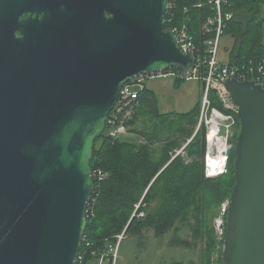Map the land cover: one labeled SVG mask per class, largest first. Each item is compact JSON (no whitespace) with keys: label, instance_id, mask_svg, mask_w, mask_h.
I'll return each instance as SVG.
<instances>
[{"label":"water","instance_id":"water-1","mask_svg":"<svg viewBox=\"0 0 264 264\" xmlns=\"http://www.w3.org/2000/svg\"><path fill=\"white\" fill-rule=\"evenodd\" d=\"M169 10L170 0H0V264L77 263L95 143L121 89L196 66ZM225 83L240 130L222 263L264 264V88Z\"/></svg>","mask_w":264,"mask_h":264},{"label":"trees","instance_id":"trees-1","mask_svg":"<svg viewBox=\"0 0 264 264\" xmlns=\"http://www.w3.org/2000/svg\"><path fill=\"white\" fill-rule=\"evenodd\" d=\"M223 12L233 13L231 19L224 18L223 35L235 41L230 58L264 57V0H227ZM215 15L216 7L210 0H175L167 14V19L173 18L168 26L186 22L201 56L207 40L215 36V31L206 32L203 25ZM180 80L185 79L176 78ZM201 99L202 93L191 111L163 113L146 86L140 92L136 115L128 124L129 132L141 135L145 142L113 138L107 130L97 138L91 166L93 171L102 170L105 177L95 180L87 208L88 224L80 249L84 264L106 254L112 261L110 249L119 242L117 235L145 227L154 228L157 236L171 231L175 234L171 244L199 250L200 262L192 259L191 264H223L226 229L223 236L218 235L215 219L223 213L226 224L223 204L229 201L236 182L234 146L227 172L215 177L205 174V125L185 146L186 155L175 154L197 129ZM147 112L154 124L140 129L138 119ZM236 137L237 134L230 139L233 145ZM182 231L190 235L182 236ZM159 264L188 263L175 259Z\"/></svg>","mask_w":264,"mask_h":264},{"label":"built area","instance_id":"built-area-1","mask_svg":"<svg viewBox=\"0 0 264 264\" xmlns=\"http://www.w3.org/2000/svg\"><path fill=\"white\" fill-rule=\"evenodd\" d=\"M175 0H170V10L174 6ZM216 7L217 15L209 17L207 22L203 25V29L206 32L215 31V36L207 40V46L204 50L203 55L199 56L198 47L195 43L193 34L186 22L172 27L176 35L179 38V44L184 52H196L197 63L191 74H183L177 68H169L168 70L160 73L152 74H141L129 82H127L121 89L119 99L115 104L109 118L107 120V132L109 136L113 138L120 137L121 134L128 132V124L135 117L138 98L140 92L146 88V80L155 78L158 76H169L173 75L176 78L181 79H202L205 82V88L202 89L201 99V111L199 115V121L197 130L203 125L207 129V156L205 159L206 170L205 174L207 177H215L223 174L227 171V164L222 168L216 169L210 168L212 161L209 154L216 156L215 150H220L225 144V147L234 146L230 143L229 139L238 135L240 130L239 124V106L232 98L231 92L228 89L225 80L226 79H237L239 81H247L255 79L256 83L264 88V57L256 56H242L231 59L227 62L219 60V49L221 39L224 34V18L231 19L233 16L232 12H223V5L227 0H210ZM169 10V11H170ZM173 18L168 19L172 21ZM215 25V28L213 27ZM203 69V71H202ZM213 94V96H212ZM215 101L219 102V105L215 104ZM226 127L225 135H221V128ZM228 161V159H226ZM216 169V170H215ZM94 180H102L105 174L102 170L93 171ZM229 201L224 204V210H227ZM142 215H144L142 213ZM220 225V236L224 235L225 228ZM124 233L118 236L119 241L124 237ZM110 252L114 255V246L111 247ZM109 254H106L101 260L109 258ZM114 257V256H113ZM76 264H84V257L79 253ZM113 264V259L110 261Z\"/></svg>","mask_w":264,"mask_h":264},{"label":"rangeland","instance_id":"rangeland-1","mask_svg":"<svg viewBox=\"0 0 264 264\" xmlns=\"http://www.w3.org/2000/svg\"><path fill=\"white\" fill-rule=\"evenodd\" d=\"M234 43L235 41L232 36H222L219 49V60L224 62L230 60L231 52L234 49ZM146 85L150 92L155 95L158 110L163 113H183L191 111L197 105L203 89V82L200 79L192 78L176 81L173 75L147 79ZM153 124V118L150 116L149 112H147L141 114L136 125L140 129H143L145 127H152ZM197 131L198 130L195 128L193 136L184 140L185 142L183 141L182 147L177 149L175 154L182 153L186 155L184 148L193 139ZM120 138L129 141L145 142V139L141 135L139 136L137 133L129 132V127L128 132L121 134ZM207 152L208 149H206L205 157L207 156ZM214 153L218 155L219 150H215ZM227 201H224V204H226ZM223 219V213L215 219L218 235H221L219 230L220 225L223 223ZM181 234L185 237L190 235V233L186 231H182ZM174 236L175 234L171 231L164 235L157 236L152 227L131 230L126 233L116 246H114L113 264H159L171 262L175 259L184 260L188 264H191L192 259L196 262H200V251H192V249L171 244L170 239ZM97 261L101 260H94L92 264H99ZM104 264H110V261L107 260Z\"/></svg>","mask_w":264,"mask_h":264},{"label":"bare ground","instance_id":"bare-ground-1","mask_svg":"<svg viewBox=\"0 0 264 264\" xmlns=\"http://www.w3.org/2000/svg\"><path fill=\"white\" fill-rule=\"evenodd\" d=\"M227 147H225V144H223V147H221V149L219 150V154L216 156L210 155L209 157L212 161H210V163H212L210 168L216 167V169H218L219 167L222 168L225 164H227L226 159V151H227ZM215 169V170H216Z\"/></svg>","mask_w":264,"mask_h":264},{"label":"crops","instance_id":"crops-1","mask_svg":"<svg viewBox=\"0 0 264 264\" xmlns=\"http://www.w3.org/2000/svg\"><path fill=\"white\" fill-rule=\"evenodd\" d=\"M107 260L111 261L109 258H105V259H103L101 261H97V262H99V264H104ZM92 263H94V262H91L90 264H92Z\"/></svg>","mask_w":264,"mask_h":264}]
</instances>
